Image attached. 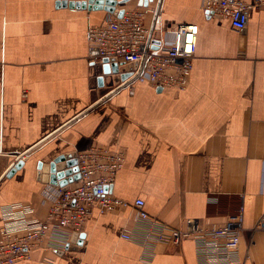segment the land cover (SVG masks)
Masks as SVG:
<instances>
[{
    "label": "crops",
    "instance_id": "crops-1",
    "mask_svg": "<svg viewBox=\"0 0 264 264\" xmlns=\"http://www.w3.org/2000/svg\"><path fill=\"white\" fill-rule=\"evenodd\" d=\"M83 1L0 0V226L13 203L47 217L59 187L38 180L39 162L107 146L126 153L110 193L142 199L180 229L189 219L222 225L243 206L241 258L264 264V231H252L264 213V7L240 33L208 18L202 0H148L161 6L157 28L168 38L179 24L198 26L193 69L183 91L138 83L130 94L120 87L127 67L107 74L113 66L88 59L89 27L111 15L69 6ZM141 229L134 208H93L77 251L39 249L15 264H200L190 239L147 250L121 237Z\"/></svg>",
    "mask_w": 264,
    "mask_h": 264
},
{
    "label": "built area",
    "instance_id": "built-area-1",
    "mask_svg": "<svg viewBox=\"0 0 264 264\" xmlns=\"http://www.w3.org/2000/svg\"><path fill=\"white\" fill-rule=\"evenodd\" d=\"M262 7L264 0H254L251 5L241 0H202V10L208 18L226 20L240 33L247 28L249 11ZM161 11L159 4H141L124 9L121 18L111 15L104 24L88 29V59L94 64L117 65L118 69L127 67V77L120 87L130 94L138 83L178 91L189 85L199 28L195 24H179L170 39L157 28ZM76 159L79 179L66 191L59 187L51 198L46 194L51 207L44 220L36 217L30 204L20 202L2 207L0 264L26 260L39 249L64 252L74 234L84 233L93 208L105 214L129 207L136 211L143 229L139 234L125 230L121 235L125 240H139L149 250L157 243L179 245L190 239L200 264H244L240 255L245 231L243 206L222 225L189 219L185 228H174L149 215L142 199L130 203L110 193L126 162L124 150L93 146L77 153ZM252 231H264V213Z\"/></svg>",
    "mask_w": 264,
    "mask_h": 264
},
{
    "label": "water",
    "instance_id": "water-1",
    "mask_svg": "<svg viewBox=\"0 0 264 264\" xmlns=\"http://www.w3.org/2000/svg\"><path fill=\"white\" fill-rule=\"evenodd\" d=\"M130 0H87L83 2H71L70 7H76L81 9H87L89 11H104L109 15L117 16L121 18L124 14V9L118 10L117 7L120 4H126ZM148 0H142L141 4H147ZM59 5V4H58ZM60 5L66 6V2L60 3ZM156 38H160V32L156 33ZM112 69L106 68V73L117 72V65H113ZM117 70V71H116ZM102 82V79H99ZM77 154L62 155L48 165H44L42 162L38 164L37 178L42 181L43 184L58 186L66 191L69 185L79 179L78 168H77ZM24 165V161L17 162L12 171L20 170ZM85 233L80 235L74 234L71 242L67 246V251H77L78 247L82 245Z\"/></svg>",
    "mask_w": 264,
    "mask_h": 264
}]
</instances>
